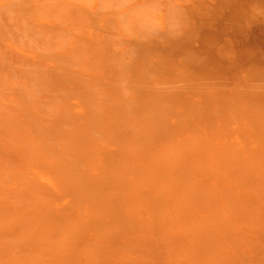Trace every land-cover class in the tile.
<instances>
[{"label": "bare ground", "instance_id": "bare-ground-1", "mask_svg": "<svg viewBox=\"0 0 264 264\" xmlns=\"http://www.w3.org/2000/svg\"><path fill=\"white\" fill-rule=\"evenodd\" d=\"M191 25L128 96L87 14L62 51L0 29V264H264V72L217 87Z\"/></svg>", "mask_w": 264, "mask_h": 264}, {"label": "clouds", "instance_id": "clouds-1", "mask_svg": "<svg viewBox=\"0 0 264 264\" xmlns=\"http://www.w3.org/2000/svg\"><path fill=\"white\" fill-rule=\"evenodd\" d=\"M190 0H0V29L13 34L14 43L37 47L52 41L53 51L72 43L74 23L95 19L106 27L114 64L120 73L119 86L130 95V72L142 46H168L188 33ZM245 25L264 22V0H249Z\"/></svg>", "mask_w": 264, "mask_h": 264}, {"label": "rangeland", "instance_id": "rangeland-1", "mask_svg": "<svg viewBox=\"0 0 264 264\" xmlns=\"http://www.w3.org/2000/svg\"><path fill=\"white\" fill-rule=\"evenodd\" d=\"M198 3H203L202 9H200L202 5L200 4L201 7H199ZM248 4L249 0H190L188 13L191 23L192 21L198 24L199 21L210 23L205 33H202V41H200V36L193 42V45L199 48L194 43L204 42L199 43L202 48L205 47L203 50L206 49V53L209 52V55L211 53V56L216 54L215 59L218 62L211 57L214 64L217 62L216 65L219 67L223 65V70L219 67L216 68L215 65V67L213 66L214 71L218 69L220 72L216 71L219 73L218 77H215L216 81L211 79L217 87L227 86L226 82L229 83L232 77L244 71L246 72V70L250 71L252 67L255 68V71L261 69L264 72V22L254 23L251 27L245 25V12ZM207 7L209 8L207 9ZM190 28H192V25ZM222 55H225L226 58L221 57ZM208 58L210 57L208 56ZM221 72L225 73L222 74ZM255 73L258 74V72ZM226 74L231 78L226 77ZM259 76L260 74H258ZM240 77L241 75L238 78ZM262 78L264 79V76ZM218 79L228 81L221 84ZM231 80L230 83H232Z\"/></svg>", "mask_w": 264, "mask_h": 264}]
</instances>
